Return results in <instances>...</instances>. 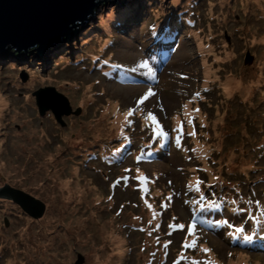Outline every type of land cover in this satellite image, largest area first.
I'll return each mask as SVG.
<instances>
[{
	"label": "rangeland",
	"instance_id": "1",
	"mask_svg": "<svg viewBox=\"0 0 264 264\" xmlns=\"http://www.w3.org/2000/svg\"><path fill=\"white\" fill-rule=\"evenodd\" d=\"M155 1L161 2V7L156 6L154 10L158 8V12L164 14L165 10L175 12L177 5L190 8V3L194 0ZM154 6H148L146 2L135 9V25L134 22L133 25L136 30L125 27L122 30L118 27L113 28L115 20L120 16L102 18L89 30L68 40L66 44H62L47 57L33 64L23 79L18 77L10 66L5 64L0 66V185L11 186L9 187L11 191L15 190L13 187H17L35 194L32 191L42 188L46 182L48 183L46 191L48 188L50 191L44 192L43 200L46 199L48 202H55L59 196L58 189L62 180H68L70 183L82 182L84 185L81 191L84 196L96 198L101 193L98 199L90 200L91 205L79 208L82 213L77 211L78 200L70 199L68 204H63L65 205L63 211L54 203L48 204L45 211L47 216L37 218V221L32 224L10 217L11 222L7 225L5 219L9 216L0 214V264H74L80 256L84 258L83 264H147L145 246L141 249L142 238L144 241L147 239L149 226V220H142L141 217L147 213L141 210L133 222L136 225H143L146 230L128 233L127 227L130 224L125 226L123 223L130 221L132 211L129 209L134 206L127 205V200H137L135 193L129 192V188L125 186V191L121 190L116 195L114 208H107V203L104 202V198H107L109 193L106 174L114 172L115 169L113 166L104 165L100 160L93 162L92 156L93 160L90 161L89 149L101 151L102 157L107 159L106 154L112 153V148L103 143L113 141L117 127L115 120L125 115H132L136 119H140L141 116L153 117L162 124L166 122L175 127L176 119H183L186 113H190L195 118V128L201 136L205 133L206 138L207 119L209 117L211 119V113L218 110L226 101L237 98L236 101L239 102L242 99L240 94L249 96L253 93L264 100V0H200L194 5L196 6L194 9L190 8L198 12L199 19L195 24V35L191 37L187 35L185 43L198 51V44L201 41L203 52L202 56L196 57L197 64L185 69L186 79L176 78L180 74L174 69V67L178 68L175 64L157 71L158 79L150 78L145 74L151 71V67L150 69L139 68V65L145 62L143 42L148 40V31L145 29L153 16L149 15L147 9H153ZM226 29L229 30V34L224 33ZM130 30H135V34L141 36L140 40L126 36L125 33ZM235 33L244 41L239 42L238 39L234 41ZM226 34L232 37L229 42ZM240 49L245 50V55L248 50L256 55L258 60L255 61L254 68L243 66L245 55H240ZM105 51L107 54L104 57L114 58L110 62L116 64L114 68L119 70L118 74L123 77L129 75L126 70L119 69L117 65L121 63L123 67H126L127 63H130L141 72L135 80H141L147 85L137 84L132 87L128 85V88H125L127 86L123 83V79L116 81L107 74H103L108 72L105 68L89 64L97 58L98 54H103ZM183 51L186 55L188 54L187 48ZM231 52L234 55L230 56V59L223 57L225 53ZM89 53L96 55L89 56ZM64 55L67 57L63 58ZM194 57L189 56L187 62L194 61ZM207 57L220 62L216 63L217 68L214 69L212 79L211 72H207L211 65ZM99 63L104 64V61L100 59ZM93 69H98L100 72L102 70V74L100 75L99 71H92ZM153 70L156 71L154 68ZM164 77H166L165 83L159 85L161 78ZM209 81H211L209 83L211 88L214 84L217 87L210 93L201 91ZM237 81L240 82L239 85H235ZM229 83L233 85L229 87ZM163 85H171L172 88L169 91H163L161 97L153 103L148 100L139 101L138 94L130 97L132 91L146 93L149 89L163 87ZM46 87H54L67 96L74 110L81 107V113L64 117V126L50 111L41 115L35 94ZM45 96L48 97V101L53 100V103L56 101L61 107L62 100L59 97L53 96L52 93ZM244 109L247 113L249 108L245 106ZM84 123L89 125L88 133L79 132V127H84ZM218 123L220 132L207 136L211 141H217L218 137L222 144V137L230 131L229 120L222 117L218 119ZM168 132L171 131L168 130ZM239 133L240 130H234L233 136L242 150L243 144L238 141ZM192 142L191 140L190 143ZM232 155L233 151H230L229 159H232ZM2 158L9 159L2 163ZM166 162L169 167L164 169L166 176L162 175V179L165 190H171L175 187L172 181L176 182V179L184 180L185 178V171L176 168V164L184 165V159L177 154L167 158ZM153 163L156 165L155 162ZM19 164L23 166L14 167ZM94 166H99L103 173L99 169H92ZM116 169L120 170V168ZM122 173L123 171L115 175ZM4 175L2 180L1 176ZM36 175L38 179L33 184ZM113 177L111 175L110 180ZM60 194L68 198L67 194L61 192ZM38 198L42 199L39 196ZM175 198L178 202L177 195ZM35 202L39 208L38 213L41 214V204L37 200ZM120 202L127 205L125 211L115 213ZM179 212L188 219V222L193 221L188 210L185 214L183 211L179 210ZM67 215L72 218L62 220ZM75 218H79L81 224L84 222L83 225L90 229L95 238H98V228L107 231V241L103 244L98 241L99 244H96L100 248L103 247L102 245L105 246L102 249L103 252L100 251L99 259L94 251H86L85 245L76 240L75 230L71 226L69 229L65 228V223ZM47 222L46 235L40 236L44 234V226ZM40 227V231L35 233L34 230ZM21 228L31 229L35 235H32L30 239L26 234L20 233ZM196 230L203 233L197 224ZM191 231L175 233L177 242L183 240L190 245V240L183 239V235L186 239L193 238ZM206 235L208 237V234ZM111 241L116 247L115 250L108 251L112 247L109 244ZM195 248H186L181 245L179 251L184 253L185 249V255L191 260V264L207 263L202 245ZM31 254L35 256L36 262L32 261ZM63 254H71L72 259H66ZM142 256L144 259L139 261ZM149 257L150 255L148 259Z\"/></svg>",
	"mask_w": 264,
	"mask_h": 264
},
{
	"label": "water",
	"instance_id": "2",
	"mask_svg": "<svg viewBox=\"0 0 264 264\" xmlns=\"http://www.w3.org/2000/svg\"><path fill=\"white\" fill-rule=\"evenodd\" d=\"M147 1L106 0L100 4V0H0V66H10L23 79L33 64L47 57L79 31L80 35L102 18L119 16V11L128 7H123L124 2L130 3L129 6L135 10ZM253 60L254 57L248 53L245 64L249 65ZM49 93L62 100L61 107L56 101H48L45 94ZM35 96L39 113L44 115L51 110L62 125H65L63 116L77 115L81 111L73 112L68 98L54 87L42 88ZM9 189V186L0 187V199L5 200L4 205L0 200V214L26 224L37 221L43 213V206H40L39 214L34 199L18 189ZM83 261L80 256L77 264H83Z\"/></svg>",
	"mask_w": 264,
	"mask_h": 264
},
{
	"label": "bare ground",
	"instance_id": "3",
	"mask_svg": "<svg viewBox=\"0 0 264 264\" xmlns=\"http://www.w3.org/2000/svg\"><path fill=\"white\" fill-rule=\"evenodd\" d=\"M236 50H237V48H236ZM244 49H240V51H239V53H240V55H245V53H244ZM50 56H52V55H50ZM52 58H54L53 56H52ZM112 59H114L113 57H109V56H107V57H105L104 59H103V61H104V64H100V63H97V64H95V65H93V66H101V67H103V68H105L106 70H108V72L107 73H105V74H107L108 76H110L111 78H118V79H120V78H127L128 79V82H133V79L131 78V76H129V75H125L124 77L122 76V75H120V76H115L113 73H114V71L115 70H117L116 68H114V67H112V65H111V62H110V60H112ZM245 65V61H244V64H243V66ZM119 69H122L123 70V66H122V64L120 63L119 64ZM92 71H99L98 69H93ZM102 71V70H101ZM240 84V82L239 81H237L236 83H235V85H239ZM229 85V87H231L233 84H228ZM1 101V100H0ZM257 102H260V101H257ZM1 103V102H0ZM87 125V126H86ZM87 128H89V125L88 124H85L84 123V127H79V132H82V131H86L87 133H88V131H87ZM131 151V149H130V144H128V145H126L124 148H122L121 150H119V151H117V152H115V154H113V158L111 159V160H109L111 163H113V162H118L124 155H126L127 153H129ZM89 159H90V161H92L93 159L91 158V156L93 155V154H95V153H100L101 151H94V149L93 148H91V149H89ZM106 154V153H105ZM262 155H264V148L260 151V156H262ZM109 156V155H108ZM23 158H25L24 157V155H23ZM9 158H2V160H1V162L3 163V161L5 162L6 160H8ZM16 164V163H15ZM23 165L22 164H19V165H17V166H14L15 168H20V167H22ZM8 167V166H7ZM46 169H44V171H45ZM46 172V171H45ZM4 177H5V175L4 176H1V179L2 180H4ZM37 179H38V176L36 175V176H34V181H33V184H35L36 183V181H37ZM78 182H80V181H77L76 183H75V186H72L71 184H69L70 182L67 180V181H61V183H60V187H59V189H58V191L59 192H66L65 190L67 189V190H69L70 192H69V195H68V197H70V196H73L74 197V195H78V194H80L81 193V188L79 187L80 185H84L82 182H80V183H78ZM80 184V185H79ZM257 184V183H256ZM6 186H9V185H6ZM0 187H3V185H0ZM9 187H11V186H9ZM48 187V186H47ZM13 189H18V190H20V191H22V192H25L23 189H20V188H16V187H13ZM47 189V188H46ZM48 192V191H47ZM26 193V192H25ZM27 194V193H26ZM30 196H32L33 194L32 193H28ZM85 198V196L82 194L81 196H80V199H82V201H84L83 199ZM86 198H87V202L89 203V199H88V196L86 195ZM45 204L44 205H46L47 204V201L46 202H44ZM63 204H66V202H63ZM232 204H235L234 203V201H233V203H231V204H227V205H225V204H223V209H225V210H227V209H229V208H231L232 207ZM78 211V210H77ZM41 215H39L38 217H40ZM198 216H199V221L200 222H202V223H204V224H206L209 228H211V229H213V230H216V231H218V232H220V233H222V235H223V239L224 240H227V239H229L230 237V235L228 234V229H227V226L225 225V224H218L217 223V221H220L219 219H218V215H210V214H208V213H206V212H204V211H201V210H199L198 211ZM68 218H72L71 216H69V215H67V216H64L63 218H62V220H67ZM262 217H259L258 219H257V221L259 220V219H261ZM98 223H101V222H99L98 221ZM84 224V223H83ZM83 224H81L80 223V219L79 218H75V219H71V220H69L67 223H65V228L66 229H69V227L71 226L74 230H75V235H76V240L78 241V240H81V241H83V244L86 246V247H88V248H91V249H93L94 250V254L95 255H97V259H99L100 258V256L98 255L99 254V252L100 251H102V249L104 248V247H102V248H97L95 245H96V242H100L101 244H103V243H105L106 241H107V231H104L103 229H101V228H98V230H97V236H98V238H95L94 237V235L91 233V231H90V229L88 228V227H86V226H84ZM73 233V232H72ZM95 233V232H94ZM28 234V232H26V235ZM245 236V234L244 233H242V234H238V235H234V238H232L234 241L233 242H235V243H237V244H241V245H244V246H248V247H250V248H252L253 250H255V251H263L264 250V241L262 242V241H258V243L257 244H255V241H253V240H251V241H246V240H244V237ZM29 237H31V235L29 236ZM74 237V236H73ZM75 238V237H74ZM231 239V240H232ZM67 242H68V240H67ZM110 246H112L111 247V250H114L115 249V245H114V243H113V241H111L110 243ZM251 244V245H250ZM145 251V250H144ZM103 252V251H102ZM119 255H121V257L123 256L122 254H119ZM146 256H147V258H146V260L148 261L149 259H148V255H147V253H146ZM34 258H35V256H33ZM65 257H66V259H68V260H71L72 259V256H71V254H66L65 255ZM41 258H43L44 259V257H42L41 256ZM144 259V256H142L140 259H139V261H141V260H143Z\"/></svg>",
	"mask_w": 264,
	"mask_h": 264
},
{
	"label": "trees",
	"instance_id": "4",
	"mask_svg": "<svg viewBox=\"0 0 264 264\" xmlns=\"http://www.w3.org/2000/svg\"><path fill=\"white\" fill-rule=\"evenodd\" d=\"M148 2V6H153V5H155L154 7H153V9H147L149 12H151L152 13V21H151V32L153 33V34H160V33H163V31L166 29L163 25H162V20L163 21H165V24H166V27H168L169 25H170V23L172 22V20L170 19V17H169V15H168V12L167 11H165V13L164 14H162V12H158L159 11V9L157 8V9H155L154 10V8L156 7V6H158V7H161V4H159V3H157V1H147ZM235 15H236V13H235ZM235 19H236V16H235ZM230 23V20L228 21V24ZM238 26H239V24H238ZM235 29L237 28L236 27V24H235V27H234ZM224 33H228L229 34V30L228 29H226L225 30V32ZM226 37H229L227 34H226ZM231 37V36H230ZM232 38V37H231ZM235 39H238V41L239 42H243L244 41V39L243 38H240V36H238L237 35V33H235L234 34V36H233V40L235 41ZM232 45H233V43H232ZM248 53H250L249 52V50L247 51V54ZM234 55V53H228V54H224L223 55V57H226L227 59H230V56H233ZM65 57H67L66 55H64L63 56V58H65ZM207 60H208V62L211 64L210 65V67H209V70H207V72L209 71V73L211 72V79L213 78V75H214V69H216L217 68V66H216V63L217 64H219L220 62H216L214 59H212V58H210V57H207ZM222 62V61H221ZM225 63V62H224ZM222 74V73H221ZM214 86V88H216L217 87V85L216 84H214L213 85ZM239 111V112H238ZM237 111V106H236V104H234L233 102H231V101H228L227 103H223L221 106H220V108L218 109V110H214L212 113H211V125H212V128H214V130H215V132H216V134H218V119L219 118H222V117H225V120H229V123H228V129H230V130H240V132L243 130V129H245V127L247 126V127H249L251 124L253 125V127H258L260 130H261V132L263 133L264 132V122H262V123H257V120L255 121V122H253V118H252V110H250L249 112H245L244 110H238ZM239 116H241V121L240 122H238V118H239ZM62 126H64V125H62ZM229 140H231L232 138H233V135H232V132L230 131V134L228 135V137H227ZM217 141H219L218 140V137H217ZM66 181V180H65ZM64 181V182H65ZM61 183V182H60ZM69 184H71L72 186H75V182H73V183H69ZM80 185V184H79ZM47 186H48V183H46L45 182V184L42 186V188H37L36 189V191H32V192H35V194H33V198H37V199H39L40 200V198H38V196L39 197H42V199L41 200H43L44 198H43V195H44V192H47L46 191V188H47ZM80 188H82V185H80L79 186ZM48 191H50L49 190V188H48ZM66 192H65V194H67V195H69V190H65ZM61 193H64V192H61ZM83 194V192L81 191V193L80 194H78V195H74V197L73 196H70V197H68L67 199H66V197H64V196H66V195H61L60 194V192H59V196L56 198V200H55V202H48L46 199L44 200L45 202L47 201V203L48 204H52V203H54L55 205H57L58 207H59V209L60 210H62L63 211V207L65 206V205H63V202H66V204H68V201L70 200V199H74V200H78V207H77V205H74L75 207H77V210L80 212L81 210V207H84L85 205H91V204H89L88 202H87V198H86V195H85V198L83 199L84 201H82V199H80V196ZM89 199H91V197L89 198ZM47 204V205H48ZM63 205V206H62ZM80 208V209H79ZM67 209L69 210V206H67ZM80 213H82V212H80ZM47 219V218H46ZM84 223V222H83ZM82 223V224H83ZM47 224H48V222L45 224V226H44V234L43 235H40V236H45L46 235V226H47ZM40 229H41V227L39 228V229H35L34 230V232L35 233H38L39 231H40ZM26 232H28V234H27V236H32V235H35V233L31 230V229H28V230H25V231H23L22 230V228H21V234H26ZM30 239H31V237H30ZM79 241H81V240H79ZM82 243H83V241H81ZM99 244V242H96V244ZM96 246V245H95ZM103 247H105L104 245H102ZM97 247V246H96ZM97 248H100V246L99 247H97ZM84 249H86V251H94L93 249H91V248H88V247H86L85 246V248ZM115 250V249H114ZM35 251H37V249H35ZM108 251H112V250H109L108 249ZM38 252V251H37ZM36 252V253H37ZM65 254H63V256H64ZM98 255H101L100 254V252H99V254ZM31 256V259H32V261L33 262H36V259L33 257V255L31 254L30 255ZM79 259V258H78ZM74 264H77V262L76 263H74Z\"/></svg>",
	"mask_w": 264,
	"mask_h": 264
},
{
	"label": "snow or ice",
	"instance_id": "5",
	"mask_svg": "<svg viewBox=\"0 0 264 264\" xmlns=\"http://www.w3.org/2000/svg\"><path fill=\"white\" fill-rule=\"evenodd\" d=\"M139 68H145V69H150V66H149V64L147 63V62H143V63H141L140 65H139ZM138 69L137 68H133L132 69V71H137ZM147 74H150V71H149V73H147ZM151 94V93H150ZM141 102H143V100L141 101ZM161 126H159L158 125V132H157V134L158 135H165V137L167 136V134L166 133H163V132H161V131H159V128H160ZM181 130H182V128H181ZM206 207L207 208H215V207H217V204H216V202L215 201H211V202H209L207 205H206ZM217 223L218 224H227L228 223V221H226V220H220V221H217ZM181 229H184L186 226L185 225H180L179 226ZM191 229H192V231H191V233L190 234H192V235H194L195 234V229H196V224H195V222H193L192 223V225H191ZM245 232V228H242V227H235L234 228V233L235 234H242V233H244ZM244 240H246V241H251L252 239H253V237L251 236V235H245L244 237ZM197 246V241L196 240H193L192 242H191V244L189 245V244H185V247L187 248V247H193V248H195ZM206 251H210V250H206ZM194 264H199V262H194Z\"/></svg>",
	"mask_w": 264,
	"mask_h": 264
},
{
	"label": "clouds",
	"instance_id": "6",
	"mask_svg": "<svg viewBox=\"0 0 264 264\" xmlns=\"http://www.w3.org/2000/svg\"><path fill=\"white\" fill-rule=\"evenodd\" d=\"M17 188V187H16ZM27 194L29 193V192H27V191H25ZM29 195V194H28ZM33 196V195H32ZM32 196H30L29 195V197H31L32 199H35V200H37L38 202H39V204H41L40 206H43V213H42V215L40 216V217H38V218H44L45 216H47V214H46V205L48 204H46V205H44V200H39V199H37V198H33ZM45 208V209H44ZM6 220H7V218L5 219V222H6ZM232 264H240L239 262H237V261H235V262H233Z\"/></svg>",
	"mask_w": 264,
	"mask_h": 264
}]
</instances>
